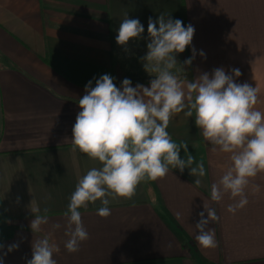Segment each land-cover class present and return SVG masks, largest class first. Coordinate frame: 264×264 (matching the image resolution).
Here are the masks:
<instances>
[{
    "label": "crops",
    "instance_id": "obj_1",
    "mask_svg": "<svg viewBox=\"0 0 264 264\" xmlns=\"http://www.w3.org/2000/svg\"><path fill=\"white\" fill-rule=\"evenodd\" d=\"M144 26L127 51L116 43L124 19ZM160 14L195 28L186 50L192 80L203 72L238 68L237 83L258 89L256 107L264 111V0H0V260L27 264L32 242L48 236L59 251L57 264H264V173L255 177L246 195L249 203L235 214L226 194L210 198L211 185L230 166L229 154L213 152L193 117L174 116L167 131L186 143L181 157L203 163L204 177L190 169H171L157 181L142 182L132 199L112 200L111 215H97L100 201L80 209L89 239L76 253L64 247L65 212L78 179L100 165L72 151V127L80 111L85 85L103 74H127L150 86L142 57L147 53L148 19ZM158 26V25H157ZM186 50L184 52H186ZM183 52V53H184ZM204 55L201 56L200 53ZM183 53L172 71L183 76ZM190 80V79H188ZM201 179L199 186L194 184ZM258 187V190L255 188ZM204 204L220 217L208 227L218 246L201 248L195 224ZM47 208L49 222L33 233L31 208ZM207 218V213H205ZM59 223L61 227L54 229ZM5 234L2 236V234ZM16 245L12 251L9 247Z\"/></svg>",
    "mask_w": 264,
    "mask_h": 264
},
{
    "label": "clouds",
    "instance_id": "obj_2",
    "mask_svg": "<svg viewBox=\"0 0 264 264\" xmlns=\"http://www.w3.org/2000/svg\"><path fill=\"white\" fill-rule=\"evenodd\" d=\"M144 31L138 18H129L125 13L116 43L127 51L129 42L139 40ZM147 33V53L141 59L145 70L155 73L150 86L137 83L133 87L132 81L125 78L118 87L113 76L103 74L94 78L95 86L90 80L79 98L80 111L72 127V151L86 154L100 167H93L80 177L69 197L64 214L68 237L64 247L68 253L78 252L80 244L89 239L80 209L86 210L90 203L100 201L97 215L107 218L112 200L132 199L142 182L162 179L170 168L181 172L189 168L195 177L206 175L203 163L191 167L194 158L181 157V149L187 152V144L176 143L167 131L177 114H194L195 125L211 150L229 154L230 166L212 183L210 191L213 202H221L226 194L234 201L227 207L229 213L235 214L249 203L246 189L257 175L264 173V111L256 107L258 89L247 82H236L242 75L238 68L231 69V74L223 67L216 68L194 80L174 74L176 55L192 45L195 28L191 24L185 27L180 19L160 14L155 21L148 19ZM195 54L193 49V56L184 65L190 66ZM194 184L199 186L201 179L196 178ZM48 211L44 208L41 213L38 207L31 208L33 233L48 224ZM199 217L194 226L197 244L203 249L217 247L215 230L208 227L220 219L215 208L204 204ZM60 227L59 223L53 225L54 229ZM16 247L10 246L9 251ZM58 251L48 236L35 239L27 264H57L53 254Z\"/></svg>",
    "mask_w": 264,
    "mask_h": 264
},
{
    "label": "trees",
    "instance_id": "obj_3",
    "mask_svg": "<svg viewBox=\"0 0 264 264\" xmlns=\"http://www.w3.org/2000/svg\"><path fill=\"white\" fill-rule=\"evenodd\" d=\"M188 58H190L189 57V52H188V50H186V52H184L183 55H182V59H183V71H184L183 76L186 77V78H188V79H190V80H192L191 65L190 66L184 65V61L186 59H188ZM125 78L130 79L132 81V83L134 81L142 80L141 78H134V77L129 76L127 74H125V75L124 74H121L120 77L118 78V83H121L123 81V79H125ZM4 235L5 234L3 233L2 236H4Z\"/></svg>",
    "mask_w": 264,
    "mask_h": 264
},
{
    "label": "rangeland",
    "instance_id": "obj_4",
    "mask_svg": "<svg viewBox=\"0 0 264 264\" xmlns=\"http://www.w3.org/2000/svg\"><path fill=\"white\" fill-rule=\"evenodd\" d=\"M2 228V226H1V222H0V229Z\"/></svg>",
    "mask_w": 264,
    "mask_h": 264
}]
</instances>
